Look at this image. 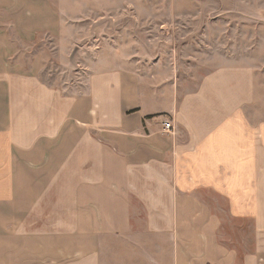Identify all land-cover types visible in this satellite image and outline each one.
I'll return each instance as SVG.
<instances>
[{
  "label": "crops",
  "instance_id": "crops-1",
  "mask_svg": "<svg viewBox=\"0 0 264 264\" xmlns=\"http://www.w3.org/2000/svg\"><path fill=\"white\" fill-rule=\"evenodd\" d=\"M30 2L0 0V264H264L252 70H187L161 40L61 89L17 58L59 30L46 0Z\"/></svg>",
  "mask_w": 264,
  "mask_h": 264
},
{
  "label": "rangeland",
  "instance_id": "rangeland-1",
  "mask_svg": "<svg viewBox=\"0 0 264 264\" xmlns=\"http://www.w3.org/2000/svg\"><path fill=\"white\" fill-rule=\"evenodd\" d=\"M46 1L58 18V32L41 31L33 42L19 44L17 57L26 67L38 60L44 81L65 89L79 76L76 70H87L99 57L112 64V55L119 49L129 53L131 45L142 55L156 56L161 40H167L187 70L203 69L202 63L250 68L255 100L246 115L250 122L264 119V0ZM238 227L223 224L233 230V245L240 242Z\"/></svg>",
  "mask_w": 264,
  "mask_h": 264
},
{
  "label": "built area",
  "instance_id": "built-area-1",
  "mask_svg": "<svg viewBox=\"0 0 264 264\" xmlns=\"http://www.w3.org/2000/svg\"><path fill=\"white\" fill-rule=\"evenodd\" d=\"M164 126H165V128L168 129V130L171 129V125H170L169 122H165V125H164Z\"/></svg>",
  "mask_w": 264,
  "mask_h": 264
}]
</instances>
